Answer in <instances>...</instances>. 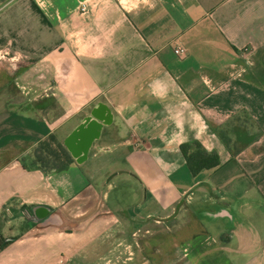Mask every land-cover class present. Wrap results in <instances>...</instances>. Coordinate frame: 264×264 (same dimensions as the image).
Masks as SVG:
<instances>
[{
	"label": "crops",
	"instance_id": "obj_1",
	"mask_svg": "<svg viewBox=\"0 0 264 264\" xmlns=\"http://www.w3.org/2000/svg\"><path fill=\"white\" fill-rule=\"evenodd\" d=\"M87 117L84 161L33 164ZM193 141L220 164L192 174ZM0 243V264H264V0H0Z\"/></svg>",
	"mask_w": 264,
	"mask_h": 264
},
{
	"label": "trees",
	"instance_id": "obj_2",
	"mask_svg": "<svg viewBox=\"0 0 264 264\" xmlns=\"http://www.w3.org/2000/svg\"><path fill=\"white\" fill-rule=\"evenodd\" d=\"M223 141L228 145L227 138L223 137ZM180 149L192 174L214 168L220 164L217 153L207 152L199 142L184 143ZM32 154L33 164L45 173L64 170L74 161L70 152L54 133L40 140Z\"/></svg>",
	"mask_w": 264,
	"mask_h": 264
},
{
	"label": "water",
	"instance_id": "obj_3",
	"mask_svg": "<svg viewBox=\"0 0 264 264\" xmlns=\"http://www.w3.org/2000/svg\"><path fill=\"white\" fill-rule=\"evenodd\" d=\"M102 124L95 118L87 117L63 141L71 156L81 163L87 157L92 141L99 135Z\"/></svg>",
	"mask_w": 264,
	"mask_h": 264
},
{
	"label": "rangeland",
	"instance_id": "obj_4",
	"mask_svg": "<svg viewBox=\"0 0 264 264\" xmlns=\"http://www.w3.org/2000/svg\"><path fill=\"white\" fill-rule=\"evenodd\" d=\"M248 126L249 125L247 123H244V122L243 123L233 122L230 124L229 130L236 133L238 135L239 139H241L243 137L242 139L244 141H247V138H246L247 136H246L245 132H246V129L248 128Z\"/></svg>",
	"mask_w": 264,
	"mask_h": 264
},
{
	"label": "built area",
	"instance_id": "obj_5",
	"mask_svg": "<svg viewBox=\"0 0 264 264\" xmlns=\"http://www.w3.org/2000/svg\"><path fill=\"white\" fill-rule=\"evenodd\" d=\"M174 52H175V54L178 57H181L182 58L186 54V48L183 47L181 44H176L175 47H174ZM1 249H2V245L0 243V252H1Z\"/></svg>",
	"mask_w": 264,
	"mask_h": 264
}]
</instances>
